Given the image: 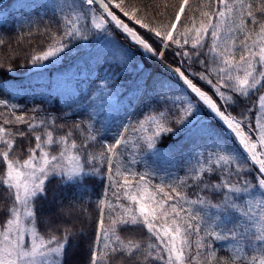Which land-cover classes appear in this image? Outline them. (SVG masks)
Listing matches in <instances>:
<instances>
[{
  "label": "snow or ice",
  "instance_id": "snow-or-ice-1",
  "mask_svg": "<svg viewBox=\"0 0 264 264\" xmlns=\"http://www.w3.org/2000/svg\"><path fill=\"white\" fill-rule=\"evenodd\" d=\"M69 8L72 15L65 18L62 35L53 34V43L31 56L33 65L58 59L72 39H88L86 30H94L109 42L118 32L145 59L161 62L166 74L154 81V90L166 104H179L174 124L183 128L178 130L196 128L202 139L211 141V149L207 155L199 153L196 165L184 176L161 178L152 184L153 174L133 171L131 166L139 162L136 151L158 152L160 138L174 134L169 126L171 109H158V115L139 123L135 131L141 135L132 144V158L125 166L118 149L129 143L127 127L114 143L103 144L97 153L88 152L81 164L80 154H71L78 148L75 141L69 143L72 131L54 139L47 118L37 123L35 116L17 115V106L12 105L8 115L14 120L0 113L3 124H27L35 146L21 160L14 152L16 136L24 137L26 132L13 133L0 125V157L6 165L0 181L12 201L0 227V264H64L72 233L65 228L62 237L41 234L36 202L46 198L47 184L54 178L74 194L86 193L84 181L101 175V169L106 170L110 186L122 189L128 204L116 205L119 212L115 217L109 215L105 223L104 208L111 210L113 205L102 202L97 247L90 264H112L137 253H146L145 259L152 257L160 264H264V94L254 108L245 107L241 100L264 88V0H200L196 6L190 0H72ZM82 20H90V28L81 27ZM3 43L0 39V46ZM114 46L121 49L125 60L135 59V52ZM166 54L177 60L175 67L164 63ZM196 76L212 87L218 100L190 78ZM148 79H153L151 74ZM168 94L174 99L169 100ZM0 107L9 104L0 99ZM236 107L240 111L233 114ZM37 128L44 129L43 139ZM85 140L95 142L97 137L89 132ZM54 144L60 145L58 154L50 152ZM88 146L87 142L82 145ZM64 161L69 162L67 166ZM85 165L90 168L86 170ZM190 188L196 199L190 198ZM201 192L217 193L220 200L213 203ZM113 195L121 198L119 193ZM209 208L215 211L210 213ZM136 226L145 228L155 242L142 248L134 239L121 238L120 230ZM217 241L233 244L230 260L217 259Z\"/></svg>",
  "mask_w": 264,
  "mask_h": 264
},
{
  "label": "trees",
  "instance_id": "trees-1",
  "mask_svg": "<svg viewBox=\"0 0 264 264\" xmlns=\"http://www.w3.org/2000/svg\"><path fill=\"white\" fill-rule=\"evenodd\" d=\"M147 2L150 3L151 0ZM171 2L175 3L177 0ZM190 2L196 6L200 0H190ZM71 3L72 0H0V39L4 41L0 46V99L9 104L8 108L0 107V113L8 115L12 112L11 106L16 105L17 115L35 116L37 123L40 119L47 118L48 130L53 132L54 139L66 136L72 131L73 135L69 138V143L75 141L78 148L71 154L79 153L80 163L84 164L88 152L97 153L102 149L103 144L114 143L118 134L124 131L137 106L125 134L129 143L127 147L121 146L118 149V152L122 153L119 159L127 166L126 162L131 160L134 151L132 144L141 135L140 132L135 131V128L140 122L145 121L146 117L158 115V109L161 111L166 108L171 109L169 126L173 127L174 134H166L160 138L156 146L158 152L142 149L136 151L139 162L131 167L133 171L139 173L148 171L153 174L152 184L159 183L161 178L184 176L185 172H189L191 167L196 165L199 153L208 154L211 141L199 139L193 144L192 150H181L183 143L201 137L200 134L191 126L189 129L179 131L178 129L183 128V125L174 124L179 104H166L165 98L158 95V90H154V81L164 78L165 71L157 70L141 96L153 63L141 56L122 34L114 32L111 37L113 43L100 38L94 30H86L88 39H72L66 52L58 59H50L38 65L31 63L33 54L46 50L53 43V34L62 35L64 20L72 15L69 8ZM168 11L171 13L172 9L169 8ZM181 19L183 21L184 17ZM125 20L130 26L133 25V22L127 21V18ZM80 24L81 27L90 28V20H82ZM134 27L139 29L138 25ZM139 31L151 37L145 29ZM114 44L135 52V59L125 60L121 49ZM164 61L172 67L177 65V60L170 54H166ZM194 68L200 70L199 65H194ZM190 78L214 100H218L212 87L205 81H201L198 76ZM261 94H264V88L250 93L249 98H241L243 105L254 108ZM168 99L172 100L174 97L168 94ZM33 109L37 111L33 112ZM238 111H240L239 107L234 108L233 114ZM255 115L253 111L252 116ZM8 118L14 120L11 115H8ZM3 121L4 115H0V125L13 133L26 132L24 137L16 136L17 147L14 152L21 160L27 158L28 148L35 146L34 137L31 133H27L28 125H4ZM75 124H80L81 127L76 129ZM35 131L42 135V139L44 138L43 128H37ZM89 132L96 135L95 142L85 140ZM85 142L89 145L87 149L82 147ZM59 150L60 145L54 144L50 152L58 154ZM64 163L67 166L69 162L64 161ZM85 167L87 170L90 165ZM4 171L6 165L2 163L0 157V177L3 176ZM114 178L120 181L119 177ZM84 183L87 192L74 194L73 190L60 182L59 178H54L47 184L46 198L39 199L35 205L41 234L47 236L51 232L62 237L65 228L72 233L64 264H90L91 253L97 247L103 201L106 200L113 205L111 210L104 208L105 223L108 222L109 215L115 217L119 212L116 205L128 204V201L123 199L122 189L110 186L105 169H101V175L89 177ZM113 193H119L121 198L117 199ZM194 193V189H188L191 199H196ZM198 194L206 196L213 203H218L220 200V196L214 192ZM11 203L0 181V227L8 218L7 208ZM207 211L211 213L215 210L209 208ZM119 234L125 241L134 239L139 242L142 248H147L149 242H155L154 238L150 239L147 230L142 226L120 230ZM214 245L218 260H230L233 247L231 242L217 241ZM194 247L195 245L193 249ZM145 255L146 253H137L131 259L122 256L118 260H113L112 264H160L152 257L145 259Z\"/></svg>",
  "mask_w": 264,
  "mask_h": 264
},
{
  "label": "rangeland",
  "instance_id": "rangeland-1",
  "mask_svg": "<svg viewBox=\"0 0 264 264\" xmlns=\"http://www.w3.org/2000/svg\"><path fill=\"white\" fill-rule=\"evenodd\" d=\"M153 63V66H152V70H151V72H150V74H151V76L153 77V75L157 72V70L158 69H161L162 71H165L166 72V69H164L163 67H160V66H158V65H155V62H152ZM164 63H166L165 61H164ZM168 65V64H167ZM170 66V65H169ZM149 74V75H150ZM149 75H148V77H149ZM149 81H150V79H148L147 78V81H146V85H145V87L148 85V83H149ZM202 90V89H201ZM199 139H202L201 137H199V138H193L191 141H188V142H185V143H183L182 144V146H181V150H185V151H190V150H192L193 149V147H194V143H196L197 142V140H199Z\"/></svg>",
  "mask_w": 264,
  "mask_h": 264
},
{
  "label": "bare ground",
  "instance_id": "bare-ground-1",
  "mask_svg": "<svg viewBox=\"0 0 264 264\" xmlns=\"http://www.w3.org/2000/svg\"><path fill=\"white\" fill-rule=\"evenodd\" d=\"M155 59V58H154ZM155 65H158L160 67H163V65L161 64V62L159 60L155 59ZM171 67V66H170ZM164 68V67H163ZM165 69V68H164Z\"/></svg>",
  "mask_w": 264,
  "mask_h": 264
},
{
  "label": "water",
  "instance_id": "water-1",
  "mask_svg": "<svg viewBox=\"0 0 264 264\" xmlns=\"http://www.w3.org/2000/svg\"><path fill=\"white\" fill-rule=\"evenodd\" d=\"M152 62H155V59Z\"/></svg>",
  "mask_w": 264,
  "mask_h": 264
}]
</instances>
